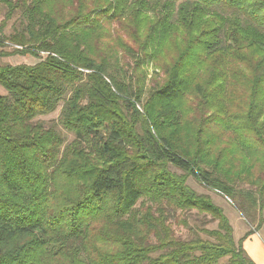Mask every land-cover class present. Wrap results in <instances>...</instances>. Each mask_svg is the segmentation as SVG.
Here are the masks:
<instances>
[{
    "label": "trees",
    "instance_id": "16d2710c",
    "mask_svg": "<svg viewBox=\"0 0 264 264\" xmlns=\"http://www.w3.org/2000/svg\"><path fill=\"white\" fill-rule=\"evenodd\" d=\"M0 6V264H255L187 181L262 214L264 0Z\"/></svg>",
    "mask_w": 264,
    "mask_h": 264
},
{
    "label": "rangeland",
    "instance_id": "374dc122",
    "mask_svg": "<svg viewBox=\"0 0 264 264\" xmlns=\"http://www.w3.org/2000/svg\"><path fill=\"white\" fill-rule=\"evenodd\" d=\"M5 13H6V8L0 6V23L4 19ZM16 17L17 16L15 15V17H13L12 19L10 18L9 20L6 21V24L3 28V34H5L6 36H10L14 33H17V31L19 30L20 26L17 22ZM7 45L8 46L3 48V50H5L6 52L7 51L10 52L12 48H17V46L12 45L11 42L7 43ZM37 61L38 59H36L34 56L31 55L12 54L8 56H0V65L1 64L16 65L20 63L34 64ZM151 71L152 68L149 67L148 78L151 76ZM0 94H5V90L1 86H0ZM59 110L60 107L57 108V110H55L53 113H50L46 116H41L40 119H43L46 122L49 121L50 119H55L58 116ZM59 128L63 131L66 142L70 141L73 138V135L71 133L64 131L61 127ZM187 183L197 192L209 194L210 197L213 199V201L223 208L224 214L228 218L233 228V237L235 241L241 238V236H243L245 233H248L246 239L251 235H255L254 237L257 238L258 241H260L263 250V253L259 254V259L261 258V256L264 257V220L260 221L261 216L264 219V211L262 212L261 215H259L257 211H253L251 212L250 215H248L247 213L243 212V210H240L239 208L235 207L232 204V201L228 199L226 196L218 194L216 191L213 190H207L204 186L198 184L194 179L189 178ZM171 222L175 234L180 236L181 238H188L193 235V232L189 228L180 224H176L175 222H173V220H171ZM188 225L193 229H195L197 226H199L200 228L213 229L216 227V222L210 221L208 215L191 213V216L188 218ZM196 230H198L197 234L201 238H209L208 235H206L204 232H201L199 229ZM253 240L255 239L248 241L250 245L247 244L246 253H248L251 256H252V251H254L251 248ZM225 261L226 259H223L220 261L219 264H224Z\"/></svg>",
    "mask_w": 264,
    "mask_h": 264
},
{
    "label": "crops",
    "instance_id": "0c3cea01",
    "mask_svg": "<svg viewBox=\"0 0 264 264\" xmlns=\"http://www.w3.org/2000/svg\"><path fill=\"white\" fill-rule=\"evenodd\" d=\"M263 211L264 209L262 210V212ZM254 236L255 235H251L247 239L245 238L246 240L244 239V241L242 242L243 249L245 250V252H247V244L250 245L248 241L255 239L253 240L252 247H251L254 250L252 251V256L249 255L248 253L247 255L255 262V264H264V257L261 256V258L259 259V254L263 253L262 245L260 241H258L257 238H255Z\"/></svg>",
    "mask_w": 264,
    "mask_h": 264
}]
</instances>
